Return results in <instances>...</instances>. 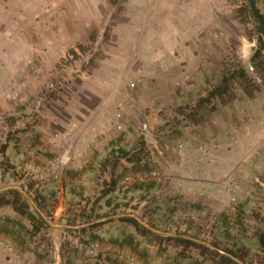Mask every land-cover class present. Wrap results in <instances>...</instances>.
<instances>
[{
	"label": "rangeland",
	"instance_id": "rangeland-1",
	"mask_svg": "<svg viewBox=\"0 0 264 264\" xmlns=\"http://www.w3.org/2000/svg\"><path fill=\"white\" fill-rule=\"evenodd\" d=\"M7 1L0 0V17L15 14L17 20L28 16L36 0H13L18 3L13 8ZM255 3L264 14V0ZM44 4L51 8L43 17L25 22L32 42L37 26L49 28L51 35L53 24L64 43L32 45L28 55L19 57L21 66L33 75L41 55L40 75L27 89L12 81L7 96L0 98V190L31 183V192L35 189L46 205L54 206L61 175L74 173L66 217L57 221L52 216L48 222L64 226L73 212L88 214L93 209L91 222L107 224L93 232L64 231L63 250L70 247L83 254L90 243L122 241L145 264H219L213 254L203 257L200 250L163 240L189 237L226 258L233 257L229 252L242 256L245 263L237 259L241 264H264V238L260 239L264 186L253 187L241 200L232 196L236 212L231 227L227 218L231 196L219 203L223 210L216 211L217 219L206 212L203 220L201 205L178 190L176 178L187 156L207 152L199 127L205 129L222 117L227 105L231 111L244 105L250 98L248 89L253 95L264 90V52L251 60L257 34L253 21L241 20L244 12L238 10L245 1L44 0ZM89 19L91 24L85 26ZM84 28L87 38L66 45L72 32ZM240 69L246 80L235 79L228 94L205 100L223 76ZM4 91L0 87V93ZM149 171L159 178L141 188L122 184L128 174ZM11 173L22 181L10 179ZM28 197L24 198L30 210L41 216ZM141 212L154 227L139 217ZM125 217L145 223L155 238H136L134 228L121 221ZM0 219V227L20 235L21 254L14 248L16 255L50 254L53 227L48 223L47 230L28 237L30 226L23 218L5 209ZM130 236L132 241L127 240Z\"/></svg>",
	"mask_w": 264,
	"mask_h": 264
},
{
	"label": "crops",
	"instance_id": "crops-1",
	"mask_svg": "<svg viewBox=\"0 0 264 264\" xmlns=\"http://www.w3.org/2000/svg\"><path fill=\"white\" fill-rule=\"evenodd\" d=\"M6 4L13 8L18 3L15 4L13 0H8ZM48 6L46 7L44 0H36L35 4L33 3V6L30 7L28 16L19 17L17 20H13L15 14L0 17V87L6 89L5 93H0V98L7 96V89L12 86V81L27 89L29 82L34 78L36 80L40 75L43 66L40 61L42 60L41 55L37 57L38 63L34 65L36 71L33 72V75L21 66L19 57L28 55L32 45H62L64 43L62 37L58 36L59 31H55L53 24L51 35L49 28L37 26L35 42H32L28 25L25 27V22L29 21L31 24V22H36L37 17H43L46 8H51L50 5ZM90 24V19L84 22L85 26ZM82 31L72 32L74 35L69 38V43L66 45H76L77 42L81 43L84 36L87 38L85 28ZM65 33L63 34L65 35ZM223 109L227 111L222 117H219L221 119L213 120V123L205 129L204 126L199 127L201 131L198 129V133L204 134L201 140L205 141L206 147L204 146V148L207 152L202 150L203 154L194 153L195 157L187 156L184 159V166L179 169L176 177L178 190L186 198L201 205L199 216L203 220L206 212H210V215L217 219L216 211L223 210V207L219 208V203L224 199L236 196L238 200H241L242 195L250 196L253 187L264 186V90L250 97L244 105L236 107L235 111H231L229 105ZM223 109L221 111H224ZM69 115L76 116V114H65L64 116L72 117ZM62 122V119L59 120V123ZM71 174L69 173V177ZM60 182L62 185L58 187V202L52 208V216L57 221H63L66 217L67 208L70 207L68 200L71 196L68 188L71 187L70 183L73 184L66 173L64 177L61 175ZM5 209L10 210L13 214L9 207L2 208L0 211ZM134 219L136 218L134 217ZM91 224L94 222L73 228L64 223V226L59 224L60 227L51 228L53 249L49 255L35 251L31 252V256H28V253L24 252L26 255L23 257L19 255V260L16 261L11 253L0 246V264H122L106 254L91 257L88 251H83L81 254L70 247L63 250L62 242L65 240V229H80ZM4 233L0 230V241H3ZM119 237L117 236V238ZM132 237L134 238V235ZM135 237L139 239L140 236L135 234ZM184 239L195 241L189 237ZM197 243L201 242L197 241Z\"/></svg>",
	"mask_w": 264,
	"mask_h": 264
},
{
	"label": "trees",
	"instance_id": "trees-1",
	"mask_svg": "<svg viewBox=\"0 0 264 264\" xmlns=\"http://www.w3.org/2000/svg\"><path fill=\"white\" fill-rule=\"evenodd\" d=\"M245 1V5L239 7L238 10H242L244 13L241 14L243 15V17H241V20L244 18H249L253 21V27L254 30L257 34V47L255 52L253 53L251 60L255 59L257 57H259L263 52H264V14L260 12V10L258 9V7L256 6L255 0H244ZM75 50H72L70 52H68V54H72L74 53ZM235 79H239L241 81L246 80V74L244 72L243 69H240V71H234L232 74L230 75H226L223 76L220 83L214 87H212L207 96L205 97V100H209V99H220L222 98L224 95L229 93L230 90V85L232 84V81ZM253 90L248 89L247 90V95L249 97L253 96ZM234 97H231L229 100H233ZM131 162V161H128ZM12 169V167H11ZM69 180H72L74 173H72L69 177V173H66ZM10 179H12L15 182H20L22 181V177L21 176H16L15 173H11L10 174ZM70 183V182H69ZM149 182H145V183H136L133 184L132 186L137 188H141L142 186L148 184ZM151 183V182H150ZM113 186L115 184V182L112 183ZM32 184H28V185H23L22 189L25 190V192L32 197V199L34 200V202L36 203L39 211L42 212L43 217L42 216H38L37 214H34L30 209V205L28 203V201L22 196V194L20 192H18L15 189H8V190H4L0 192V209L5 208V207H9L11 209V211L13 212V215L23 218L25 221L28 222L30 229L27 230V235L28 237H34L36 236L40 230H47L49 228V226L47 225L46 220L48 221H53V217H52V206H48L45 203V197L43 195H41L40 193H38L35 189L32 191ZM152 185H150L149 187H151ZM71 188V187H70ZM71 191H73V189H70ZM93 209H90L88 211V214H86L84 211L80 212V211H75L73 212V215L71 217V219H67L66 220V225L69 226H76V225H82V224H87L89 222H91V220H93L94 215H93ZM139 217L146 220L147 223L151 226L154 227V224L149 221L147 219L146 214L143 212L138 213ZM12 220V219H10ZM6 222H8V219H5ZM122 222L127 223L129 225H131L135 232L138 233V235L140 237L143 238H147L150 239L151 237L154 236L155 238V234H152L148 229H146L145 227L141 226L139 224V222L132 218V217H125L123 219H121ZM107 223H94L91 224L87 227L84 228H80L79 230H72V229H65V232H87V231H91L93 232L94 230L98 229L99 227L105 225ZM8 226L6 227H0L1 231H4V238H2V240L8 244H10L13 248H15V250H17V252H19L21 254V248H18V244L21 242L20 240V235H18V231H14L11 229H7ZM2 233V232H1ZM16 235H15V234ZM157 237V236H156ZM92 238H96L98 239V237H93ZM127 240H132V237H127ZM264 238V235H262L260 237V239ZM18 239V240H17ZM161 240V238H160ZM163 240H168V241H173L175 243H177L178 246L181 247H185V248H194L195 250H200V253L203 257H206L207 254H213V256H215V261L218 262L219 264H237L234 261H232L229 258H226L225 256L219 255L218 253L215 252H211L210 250H208L206 247L199 245L197 243H195L192 240H187V239H181V238H165ZM22 243V242H21ZM128 242H120L119 244L117 243H111V244H107L110 247H120L123 249H126L128 251H131V246H127ZM230 254H232V256L236 259H238L239 261H241L242 263L244 262V258L242 256H238L233 252H229ZM214 260V259H213ZM215 264V263H213Z\"/></svg>",
	"mask_w": 264,
	"mask_h": 264
},
{
	"label": "built area",
	"instance_id": "built-area-1",
	"mask_svg": "<svg viewBox=\"0 0 264 264\" xmlns=\"http://www.w3.org/2000/svg\"><path fill=\"white\" fill-rule=\"evenodd\" d=\"M30 61L27 62L29 64ZM250 70L252 68L250 67ZM199 150H203L202 147H199ZM159 176L155 171H149V172H140L136 174H128L123 177L122 184L124 186L133 185L136 183H145L150 180H156ZM235 199L232 197L229 211H228V225L233 227L234 226V215H235V206H234ZM0 246L4 249H6L9 253H11L14 256V259L16 261L19 260V256L15 254L14 248L4 242L0 241ZM88 254L91 257H96L99 254H106L112 257L114 260L118 261L122 264H145V262L140 259L138 256H136L131 251H128L126 249L120 248V247H110L106 244H101L99 242H93L89 244L88 247Z\"/></svg>",
	"mask_w": 264,
	"mask_h": 264
},
{
	"label": "water",
	"instance_id": "water-1",
	"mask_svg": "<svg viewBox=\"0 0 264 264\" xmlns=\"http://www.w3.org/2000/svg\"><path fill=\"white\" fill-rule=\"evenodd\" d=\"M17 189L25 198H27V199H29V197H28V195L21 189V188H18V187H6V188H3L2 190H0V191H4V190H8V189ZM40 212V211H39ZM41 214V213H40ZM41 216L43 217V215L41 214ZM44 218V217H43ZM137 221L141 224V225H143L144 227H147L148 228V226L145 224V223H143V222H140L138 219H137ZM46 222L51 226V227H60L59 225H55V224H51L50 222H48L47 220H46ZM222 253V252H221ZM231 259L232 260H234L237 264H241L237 259H235V258H233V257H231Z\"/></svg>",
	"mask_w": 264,
	"mask_h": 264
}]
</instances>
